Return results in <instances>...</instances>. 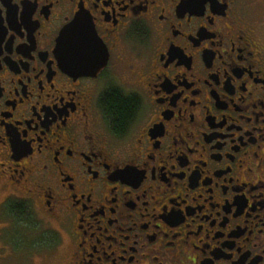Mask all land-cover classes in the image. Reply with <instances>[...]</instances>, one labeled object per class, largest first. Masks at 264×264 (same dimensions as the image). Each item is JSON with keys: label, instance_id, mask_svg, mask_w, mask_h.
<instances>
[{"label": "flooded vegetation", "instance_id": "flooded-vegetation-1", "mask_svg": "<svg viewBox=\"0 0 264 264\" xmlns=\"http://www.w3.org/2000/svg\"><path fill=\"white\" fill-rule=\"evenodd\" d=\"M263 8L0 0V260L264 264Z\"/></svg>", "mask_w": 264, "mask_h": 264}, {"label": "rangeland", "instance_id": "rangeland-1", "mask_svg": "<svg viewBox=\"0 0 264 264\" xmlns=\"http://www.w3.org/2000/svg\"><path fill=\"white\" fill-rule=\"evenodd\" d=\"M261 12L260 13V16L257 17V22L261 25V27L263 28V31H264V8L261 9ZM0 264H15L14 262H12V260H9L7 257L3 260H0ZM41 264V263H39Z\"/></svg>", "mask_w": 264, "mask_h": 264}, {"label": "trees", "instance_id": "trees-1", "mask_svg": "<svg viewBox=\"0 0 264 264\" xmlns=\"http://www.w3.org/2000/svg\"><path fill=\"white\" fill-rule=\"evenodd\" d=\"M113 116L116 118L117 121H120L126 115V112L122 110V105L116 106L112 111Z\"/></svg>", "mask_w": 264, "mask_h": 264}, {"label": "snow or ice", "instance_id": "snow-or-ice-1", "mask_svg": "<svg viewBox=\"0 0 264 264\" xmlns=\"http://www.w3.org/2000/svg\"><path fill=\"white\" fill-rule=\"evenodd\" d=\"M79 55L83 58V59H87L88 56L90 55L89 51L87 50V48H84L80 51Z\"/></svg>", "mask_w": 264, "mask_h": 264}, {"label": "water", "instance_id": "water-1", "mask_svg": "<svg viewBox=\"0 0 264 264\" xmlns=\"http://www.w3.org/2000/svg\"><path fill=\"white\" fill-rule=\"evenodd\" d=\"M88 66H89L88 63L83 64V67L80 69L79 73L80 74H89Z\"/></svg>", "mask_w": 264, "mask_h": 264}]
</instances>
